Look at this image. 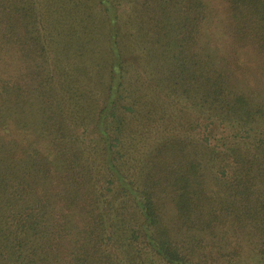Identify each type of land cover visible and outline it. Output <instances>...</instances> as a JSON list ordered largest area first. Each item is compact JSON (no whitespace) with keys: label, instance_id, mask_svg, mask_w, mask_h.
Returning a JSON list of instances; mask_svg holds the SVG:
<instances>
[{"label":"trees","instance_id":"16d2710c","mask_svg":"<svg viewBox=\"0 0 264 264\" xmlns=\"http://www.w3.org/2000/svg\"><path fill=\"white\" fill-rule=\"evenodd\" d=\"M0 264H264V0H0Z\"/></svg>","mask_w":264,"mask_h":264},{"label":"rangeland","instance_id":"374dc122","mask_svg":"<svg viewBox=\"0 0 264 264\" xmlns=\"http://www.w3.org/2000/svg\"><path fill=\"white\" fill-rule=\"evenodd\" d=\"M209 2L211 1V0H208ZM214 6H215V3H214ZM216 7V6H215Z\"/></svg>","mask_w":264,"mask_h":264}]
</instances>
